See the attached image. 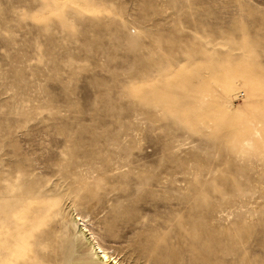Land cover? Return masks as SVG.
<instances>
[{
	"label": "rangeland",
	"instance_id": "1",
	"mask_svg": "<svg viewBox=\"0 0 264 264\" xmlns=\"http://www.w3.org/2000/svg\"><path fill=\"white\" fill-rule=\"evenodd\" d=\"M81 222L123 264H264V0H0V264H92Z\"/></svg>",
	"mask_w": 264,
	"mask_h": 264
},
{
	"label": "bare ground",
	"instance_id": "2",
	"mask_svg": "<svg viewBox=\"0 0 264 264\" xmlns=\"http://www.w3.org/2000/svg\"><path fill=\"white\" fill-rule=\"evenodd\" d=\"M54 206V202L46 204L39 203L38 206H36L34 209H31L32 211H26L22 213H19L18 211L16 214V218L13 221L15 223V227L14 229H12V231L17 230L18 227L24 228L27 226L28 228L22 230L23 232L18 228V233H20L19 236H13V238H11L13 245H16L17 243L22 244L26 233L31 232L33 229H36L41 225L47 224V222H49L51 219L50 217L56 214V212L52 210ZM32 214H35V216H32ZM76 216L74 215L73 219H81ZM82 222L80 223L81 226H79L76 231L77 238L85 239L90 245L91 252L93 254L92 264H123L116 258V256H113L108 250L100 247V245L97 244V242L94 240V235L90 231H87L85 229ZM54 224H57V221H55L54 223L49 222V225L53 226Z\"/></svg>",
	"mask_w": 264,
	"mask_h": 264
}]
</instances>
